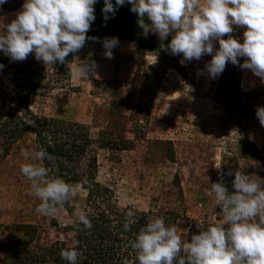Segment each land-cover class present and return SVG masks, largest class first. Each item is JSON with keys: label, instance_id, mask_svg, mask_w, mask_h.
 I'll use <instances>...</instances> for the list:
<instances>
[{"label": "rangeland", "instance_id": "obj_1", "mask_svg": "<svg viewBox=\"0 0 264 264\" xmlns=\"http://www.w3.org/2000/svg\"><path fill=\"white\" fill-rule=\"evenodd\" d=\"M24 2L16 0L15 4L21 7ZM20 10L22 7L2 16L0 29L6 32L4 25L15 19ZM118 10L120 6L107 21L104 14L97 15L87 33L98 35L93 36L98 39L91 37L87 44L96 41L102 47H88L81 64L95 61L94 75L98 78L91 79L94 75L90 74V80L85 82H73L71 76L67 81L61 63L49 64L47 70L55 88L36 93L30 106L39 116L78 123L88 129L93 146L87 159L80 165L73 164L86 183L88 160L95 157L96 181L115 192L120 208L152 212L166 225L177 226L182 239L190 242L191 236L199 234L207 222L222 219L211 183L223 179L229 192L235 191L232 181L235 171L241 169L264 180V126L256 116L257 108L264 106V84L246 92L242 74V94L231 109L225 108L217 94L224 71L213 79L205 69L212 56L182 64L183 55H172L167 49L172 35L161 40L151 31L146 33L152 39L148 44L159 43L160 52L150 53L135 43L133 51L138 54L108 59L100 43L112 38L105 30L107 23L118 19L115 27L125 35L144 32L136 13L117 15ZM233 28L231 35L242 43L245 28ZM214 47L219 48L218 41H214ZM146 53L152 59L144 58ZM72 55L66 57L68 65ZM8 58L15 64L43 63L36 60L35 53L24 61ZM117 59L120 68L111 63ZM174 64L182 73L172 68ZM235 67L228 62L225 69ZM8 106L14 108L12 103ZM22 150L40 151L34 134H27L10 152L0 141V264L9 261V246L28 242L49 247L59 239L60 228L74 222L76 211H84L87 205L88 191L82 185H74L76 196L58 207L55 215L38 213L40 200L30 194L31 182L22 174L21 165L40 163L52 178L60 177L59 172L47 167L45 159L25 160ZM229 171L233 175H226Z\"/></svg>", "mask_w": 264, "mask_h": 264}, {"label": "clouds", "instance_id": "obj_2", "mask_svg": "<svg viewBox=\"0 0 264 264\" xmlns=\"http://www.w3.org/2000/svg\"><path fill=\"white\" fill-rule=\"evenodd\" d=\"M8 0H0V5ZM126 0H104V19L113 16ZM97 0H25L16 18L0 29V51L13 61H24L35 53L45 65L65 63L66 57L81 50L95 21ZM131 11L138 16V25L144 33L158 34L161 40L172 35L167 49L172 55H183L184 61L200 60L204 55L212 59L205 65L215 79L228 62L253 72L264 81V0H127ZM244 27L243 42L233 37V26ZM227 36V39L224 37ZM93 40L98 38L93 37ZM214 41L219 48L214 50ZM105 56L113 58L117 38L103 40ZM245 58L240 64L238 58ZM4 66L0 64V69ZM96 62L81 64L71 69L77 79L94 75ZM264 126V107L256 110ZM25 160L51 161L44 150L21 153ZM22 174L31 182L30 194L39 200L36 211L53 216L58 207L68 203L77 194L76 186L60 177L52 178L40 163L21 165ZM226 175L231 176L229 171ZM256 177V176H255ZM229 192L225 182L211 183V193L222 209V219L213 221L190 242L183 240L175 225H166L163 218H149L136 235L132 248L139 264H264V180L236 170ZM135 211L125 213V231L135 223ZM78 224L93 227L90 213L77 210ZM68 264H77L80 252L78 242L61 250ZM124 264H128L125 260Z\"/></svg>", "mask_w": 264, "mask_h": 264}, {"label": "trees", "instance_id": "obj_3", "mask_svg": "<svg viewBox=\"0 0 264 264\" xmlns=\"http://www.w3.org/2000/svg\"><path fill=\"white\" fill-rule=\"evenodd\" d=\"M116 2V0H114ZM16 0H8L0 5V18L8 13L20 9L16 5ZM95 16L103 15L104 2L95 4ZM118 8V7H117ZM130 13L131 5L125 2L120 6L116 14ZM107 23L105 30L109 31L110 37L137 43L140 48L158 53L161 46L152 41L146 33H132L125 35L117 30L116 22ZM115 27V28H114ZM111 29L113 32H110ZM98 36L94 34L87 36ZM105 37V36H102ZM160 57V55L157 54ZM240 64L244 63V58H239ZM0 64L4 67L0 69V101H1V127L0 141L10 152L12 146L23 139L27 134L36 136V143L40 150L51 154V161L45 159L46 166L57 169L60 178L72 185H82L87 191V205L84 211L90 213L89 219L93 227L80 229L75 227L78 224L76 219L67 226L60 228V237L49 247L33 246L25 243L17 246H9V261L6 264H68L60 253L61 250L70 248L73 241L78 242L77 264H139L136 259V252L132 248L136 235L141 227H144L149 218L157 217L152 212H140L134 208H120L115 192L96 181L95 169L97 158H89L88 180L75 171L73 164L80 165L82 160L87 159L93 140L88 129L81 124L71 123L64 120L43 117L35 114L30 106L31 99L41 90H52L55 88V81L47 70L49 65L42 62H27L25 64H15L11 62L3 51H0ZM66 80H70V68L68 62L61 63ZM173 69L182 73L178 64L172 66ZM243 68L236 65L233 69H225L221 76L217 94L218 100L225 108L231 109L239 100L241 90V79ZM45 95V94H42ZM14 104L10 108L9 104ZM255 160H259L256 158ZM132 209L135 211V223L130 231L124 230L125 213ZM218 211H221L220 209ZM159 218V217H158ZM210 225L207 222L206 229ZM57 228L59 226L56 225Z\"/></svg>", "mask_w": 264, "mask_h": 264}, {"label": "crops", "instance_id": "obj_4", "mask_svg": "<svg viewBox=\"0 0 264 264\" xmlns=\"http://www.w3.org/2000/svg\"><path fill=\"white\" fill-rule=\"evenodd\" d=\"M102 42H103V40L100 41V43H102ZM88 47L89 48H93V47L99 48V47H102V45H100L96 41H93L87 45H84V47L81 50H79L76 53H73L72 59L70 60V63H69V68L72 69L74 67L81 65V63L84 62L83 60H84V57L86 55V49H88ZM134 49H136L135 43L128 42V41H119L118 46L113 48L112 52H113V56L117 55L118 57L123 58V56H125L127 54H130V55L138 54V53H134V51H133ZM214 49H217V48L214 47ZM150 53H152V52H150ZM144 58L152 59L150 56H148V54ZM116 62H117V64H116ZM111 63L114 67L120 68V60L119 59L113 60ZM119 71H121V73H122V70H119ZM113 74H114V72H113ZM97 78H98V75L91 76V79H97ZM75 80H78L80 82H85V81L90 80V75L89 76H83V77H80L77 79H72L73 82ZM263 84H264V81H262L260 77H257L256 75H254L252 71L247 70V69L243 70L242 87H243L244 91H246V92L254 91L255 89L258 88V86H261ZM261 107H264V106H261Z\"/></svg>", "mask_w": 264, "mask_h": 264}]
</instances>
